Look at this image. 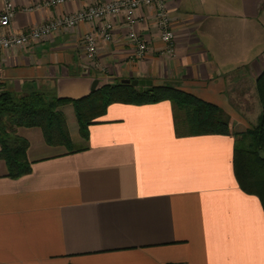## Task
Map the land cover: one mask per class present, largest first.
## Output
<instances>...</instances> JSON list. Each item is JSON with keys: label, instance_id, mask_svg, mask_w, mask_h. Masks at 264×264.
Instances as JSON below:
<instances>
[{"label": "crops", "instance_id": "obj_1", "mask_svg": "<svg viewBox=\"0 0 264 264\" xmlns=\"http://www.w3.org/2000/svg\"><path fill=\"white\" fill-rule=\"evenodd\" d=\"M39 1L15 0L10 31L116 0L26 10ZM168 10L174 56L164 53L154 6L146 7L144 59H134L123 16L112 18L113 40L96 36L90 59L83 40L96 24L83 22L0 53L3 91L78 99L96 81V89L150 81L218 105L235 133L256 126L264 0H168ZM60 110L74 150L48 144L39 127H20L31 172L14 178L0 160V264H264V208L238 183L234 135L180 134L170 100L111 104L87 138L73 104Z\"/></svg>", "mask_w": 264, "mask_h": 264}, {"label": "trees", "instance_id": "obj_2", "mask_svg": "<svg viewBox=\"0 0 264 264\" xmlns=\"http://www.w3.org/2000/svg\"><path fill=\"white\" fill-rule=\"evenodd\" d=\"M256 89L262 106L258 124L246 132L235 133L222 109L194 94L169 85L135 86L127 83L105 85L90 94L74 98L48 100L43 94L17 98L3 91L0 95V160L17 178L31 172L27 151L29 141L17 133L20 127H39L50 145L74 150L66 115L60 107L73 104L80 133L89 136V128L100 123L114 103L151 104L172 101L178 111L177 128L182 135H234V170L241 189L257 196L264 208V72Z\"/></svg>", "mask_w": 264, "mask_h": 264}, {"label": "built area", "instance_id": "obj_3", "mask_svg": "<svg viewBox=\"0 0 264 264\" xmlns=\"http://www.w3.org/2000/svg\"><path fill=\"white\" fill-rule=\"evenodd\" d=\"M4 4L0 13V53L7 52L18 46L27 45L30 40H43L51 37L54 32L61 29L75 28L83 22L96 24L94 32L84 36V46L90 59L95 60L98 54L96 36L104 40H113V17L123 16L128 39L135 45L134 59L140 60L148 56L150 47L147 40L138 31L140 24L146 21L143 9L154 6L155 20L165 44L164 53L174 56L176 46V33L171 25L168 10V0H116L104 2L99 5L89 6L77 12H68L64 16L56 17L39 25L32 26L29 30L15 33L10 31L16 17L18 7L15 0H1ZM76 0H42L36 5L26 8L28 12L66 5ZM3 74L0 70V95L3 92Z\"/></svg>", "mask_w": 264, "mask_h": 264}, {"label": "water", "instance_id": "obj_4", "mask_svg": "<svg viewBox=\"0 0 264 264\" xmlns=\"http://www.w3.org/2000/svg\"><path fill=\"white\" fill-rule=\"evenodd\" d=\"M122 83H127V84H133L135 86H139V85H147V88H149L151 86V82L148 81V82H145V81H142V80H123ZM97 84L98 82L96 81L94 83V86H93V91L96 90V87H97Z\"/></svg>", "mask_w": 264, "mask_h": 264}]
</instances>
